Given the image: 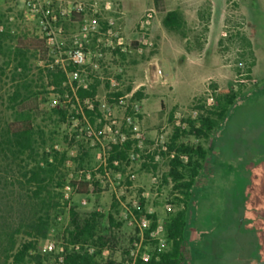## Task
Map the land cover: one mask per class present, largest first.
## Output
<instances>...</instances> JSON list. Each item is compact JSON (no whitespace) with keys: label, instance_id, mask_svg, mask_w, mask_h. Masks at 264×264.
I'll return each mask as SVG.
<instances>
[{"label":"rangeland","instance_id":"obj_1","mask_svg":"<svg viewBox=\"0 0 264 264\" xmlns=\"http://www.w3.org/2000/svg\"><path fill=\"white\" fill-rule=\"evenodd\" d=\"M78 4L82 13L73 11ZM41 6L32 15L22 0H0V127L30 116L36 159L67 154L62 208L26 264H59L66 250H80L64 239L73 207L81 217L101 216L98 232L116 237L117 262L136 264L141 256L159 262L172 245L165 226L185 207L166 178L177 134V142L207 153L186 208L183 264H264V0H55ZM150 11L154 18L142 28ZM172 11L181 18L179 31L163 24ZM94 21L96 29L83 31ZM26 38H37V49L28 46L21 59L17 48ZM78 44L88 53L82 67L67 59ZM55 71L66 77L62 93L50 85ZM90 86L94 100H82L78 91ZM227 90L235 101L210 138L192 136L190 123L198 126L200 116L219 112ZM94 103L100 115L92 122L85 111ZM113 120L123 138L80 135ZM114 139L134 145L126 162L110 167ZM72 180L89 183L90 193L77 194ZM53 243L54 253L48 251ZM110 254L106 248L101 257Z\"/></svg>","mask_w":264,"mask_h":264},{"label":"trees","instance_id":"obj_2","mask_svg":"<svg viewBox=\"0 0 264 264\" xmlns=\"http://www.w3.org/2000/svg\"><path fill=\"white\" fill-rule=\"evenodd\" d=\"M163 24L171 31H179L182 27L181 18L176 11L167 13ZM36 39L20 40L17 57L21 59L25 57L23 50L32 47L37 49ZM19 62L22 65L21 61ZM65 79V74L61 71L49 74L50 85L59 93H62L61 87ZM221 93L226 96L225 102L220 104L219 112L211 111L207 112L206 116H200L198 126L190 123L189 133L197 139L208 140L218 121L228 114L229 108L233 105L235 94L229 90ZM78 95L82 100L86 98L94 100L95 86H90L88 90L80 89ZM20 96V91H17V100ZM117 96L119 97L120 94ZM98 108L99 104L94 103L92 111H85L92 122L95 115H100ZM57 113L64 121L65 113L63 111ZM214 115L216 119L212 118ZM25 116L22 115L19 119L0 127V264H26L31 253H36L39 241L47 237L55 223L58 210L62 208L61 189L67 183L64 172L67 154L56 151L49 155L43 153L40 159L42 166L36 159L39 157V148L36 147L33 122L30 116ZM177 139L178 134L172 139L169 147V152H175V156L169 161L166 178L173 181L175 190L183 196L182 203L185 207L165 226L167 237L172 243L170 251L161 254L159 262L153 259L150 263H145L140 259L136 264H183L184 262L189 223L186 208L193 196L198 170L203 167L207 153L200 145L177 142ZM133 145L130 141L112 145L109 166L113 167L115 162H126ZM182 155L188 156L187 162L181 159ZM68 183L77 194L90 193L87 182L72 180ZM100 219L101 216L96 213L81 217L76 207L71 208L70 229L67 238L64 239L81 247L80 250H66L62 256V264H123L112 257L113 248L117 244L116 237L101 228L98 232ZM109 223L110 225L113 223L112 217L109 218ZM152 229H155V224L152 225ZM20 236L25 238L18 245L17 240ZM89 247L95 248L93 254L89 253ZM106 248L111 254L103 259L101 254Z\"/></svg>","mask_w":264,"mask_h":264},{"label":"built area","instance_id":"obj_3","mask_svg":"<svg viewBox=\"0 0 264 264\" xmlns=\"http://www.w3.org/2000/svg\"><path fill=\"white\" fill-rule=\"evenodd\" d=\"M24 5H25V10L27 14H32L34 12H38L39 9L38 7H42V3H45L46 5H51L55 0H22ZM41 9V8H40ZM73 11H76L78 13H82L84 11L83 5L78 4V5H74L73 6ZM154 18V12L150 11L145 15V20L142 22V28H147L152 20ZM96 21L92 22V24L88 25V26H84L83 31L88 32V31H93L94 29H96ZM52 40L51 38H48V42ZM118 45L121 46L123 45L122 40L119 39L118 41ZM68 61H70V63L73 66L76 67H82L83 65H85L87 63V59H88V53L85 51V48L82 44H78L77 48L74 51H70L68 54ZM56 104V102L54 101L53 106ZM103 107L105 108L106 106L103 105ZM107 134H111L113 136L116 137L120 136L121 138H123V135L120 134L118 128H117V124L116 121H110L108 124L104 125L103 128L101 129H92V128H87L85 131H81L82 136H84L87 140H94V141H100L103 138L106 137ZM113 145L119 144L118 141H116L115 139L113 140ZM115 165L118 164V162L114 163ZM143 226L147 225L146 221L142 222ZM56 250V246L55 244H50L48 247V251L49 252H55ZM138 252V251H137ZM136 252V253H137ZM63 253V249H60V254ZM135 256H138V254H135ZM140 259L147 263L149 262V258L146 256H141ZM59 264H62L63 262V257L60 256L59 257Z\"/></svg>","mask_w":264,"mask_h":264}]
</instances>
